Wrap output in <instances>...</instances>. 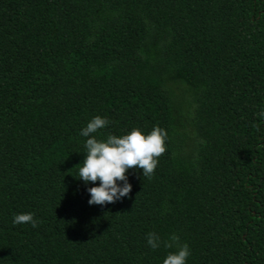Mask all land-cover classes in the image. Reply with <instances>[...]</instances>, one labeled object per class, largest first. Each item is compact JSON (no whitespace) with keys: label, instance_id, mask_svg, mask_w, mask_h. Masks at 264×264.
I'll list each match as a JSON object with an SVG mask.
<instances>
[{"label":"trees","instance_id":"1","mask_svg":"<svg viewBox=\"0 0 264 264\" xmlns=\"http://www.w3.org/2000/svg\"><path fill=\"white\" fill-rule=\"evenodd\" d=\"M261 110L264 0H0V264H264ZM93 116L166 132L104 206L75 177Z\"/></svg>","mask_w":264,"mask_h":264},{"label":"clouds","instance_id":"2","mask_svg":"<svg viewBox=\"0 0 264 264\" xmlns=\"http://www.w3.org/2000/svg\"><path fill=\"white\" fill-rule=\"evenodd\" d=\"M259 115L264 118V110ZM108 123L103 117L93 116L79 130V135L86 139L83 144V159L79 162L75 177L85 185L92 183L91 187H86V202L90 206H104L106 203L111 204L127 198L131 190L126 176L127 170L139 169L140 175L148 178L156 167V158L165 151L166 132L155 125L147 133L132 128L120 136L108 134L103 139L91 135ZM11 222L13 225L27 223L33 228L37 225L30 212L13 214ZM177 239V236L170 234L167 240L162 241L153 232L145 233V242L153 250L161 246L173 247V242ZM188 255V245L182 244L175 251L166 253L161 264H185Z\"/></svg>","mask_w":264,"mask_h":264}]
</instances>
